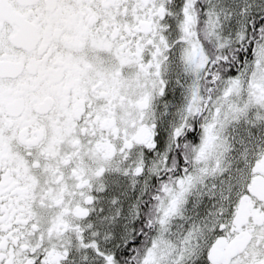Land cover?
<instances>
[{"label":"snow or ice","instance_id":"6c2138e0","mask_svg":"<svg viewBox=\"0 0 264 264\" xmlns=\"http://www.w3.org/2000/svg\"><path fill=\"white\" fill-rule=\"evenodd\" d=\"M0 264H264V0H0Z\"/></svg>","mask_w":264,"mask_h":264}]
</instances>
